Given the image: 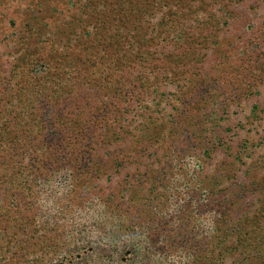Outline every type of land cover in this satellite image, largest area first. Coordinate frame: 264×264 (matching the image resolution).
I'll list each match as a JSON object with an SVG mask.
<instances>
[{
    "label": "rangeland",
    "instance_id": "rangeland-1",
    "mask_svg": "<svg viewBox=\"0 0 264 264\" xmlns=\"http://www.w3.org/2000/svg\"><path fill=\"white\" fill-rule=\"evenodd\" d=\"M0 264H264V0H0Z\"/></svg>",
    "mask_w": 264,
    "mask_h": 264
}]
</instances>
